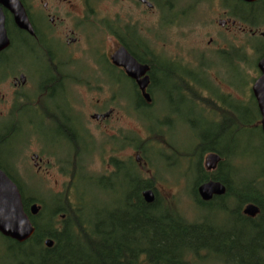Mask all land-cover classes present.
Listing matches in <instances>:
<instances>
[{
	"label": "flooded vegetation",
	"instance_id": "1",
	"mask_svg": "<svg viewBox=\"0 0 264 264\" xmlns=\"http://www.w3.org/2000/svg\"><path fill=\"white\" fill-rule=\"evenodd\" d=\"M18 1L31 33L20 29L11 12L0 7L9 40L8 47L0 51V152L12 157L9 168L2 163L7 161L0 159V169L6 175L7 169L18 180L15 168L22 162L24 152L34 162L37 173L45 175L49 174L52 164L55 167L63 165L61 154L65 146L75 158L82 155L91 158L96 130L110 131L118 111L108 101L119 103L122 115L127 116L130 108L138 114L156 108L158 95H185L194 105L212 108L216 116L212 119L209 118L211 114L206 113L207 126L227 123L238 127L236 108L240 106V98L235 95H254V84L262 76L259 63L264 59V0L253 3L242 0H144L145 3L143 0H117L157 15L158 28L166 11L171 16L168 22L178 19L184 26L191 22L188 37L198 32L202 34L200 41L184 38L189 45L176 42L169 55L160 45L151 48L137 29H112L111 21L120 13L102 15L96 11V5L103 0ZM92 19L105 20L102 40L115 41L114 46L110 45L103 53L98 50L101 34L89 24ZM84 27L87 35L82 31ZM162 27L165 28L164 24ZM241 36L246 37L248 44L241 45ZM83 45L87 52L90 51L89 55L93 52L98 55L89 66L75 57ZM242 47L257 56L251 67L242 58ZM122 48L138 65L148 68L139 78L148 80L144 91L124 67L112 61ZM250 74L252 81L256 79L253 87L249 85V91L242 92L241 85L246 82L244 76ZM124 85L127 86L124 88ZM81 94L108 95L109 98L102 103L98 100L95 105L89 104L94 111L85 114L80 104ZM123 95H133L132 103ZM144 95H150L149 102ZM253 104L260 115L254 100ZM226 115L232 119L225 120ZM159 124L162 125L161 120ZM117 139L123 145L128 142L127 137L116 135L105 144H117ZM114 160L110 164L113 171ZM61 170L64 169H58Z\"/></svg>",
	"mask_w": 264,
	"mask_h": 264
},
{
	"label": "trees",
	"instance_id": "2",
	"mask_svg": "<svg viewBox=\"0 0 264 264\" xmlns=\"http://www.w3.org/2000/svg\"><path fill=\"white\" fill-rule=\"evenodd\" d=\"M252 106L254 111L251 107L250 111L241 110L250 118L254 114L258 117L256 106ZM152 109H145L139 114L147 120L146 126L160 127L163 117L155 116L154 112H150ZM224 119L231 120L232 117L226 115ZM236 119L240 124L238 131L249 128L237 116ZM210 127L219 131L218 134L203 136L199 140L195 149L200 156L187 172L194 170L196 175L193 192L197 205L204 210L220 208L225 215L233 218L228 224L230 228L226 224L223 225H226L225 228H216L204 218L190 222L176 206H167L161 201L154 188V179L143 178L136 167L142 162L153 161L156 171L164 172L166 169L170 172L175 166H172L175 160L172 161L170 156L176 151L169 149L171 155L165 151L157 152L156 145H147L145 141L140 142L138 138L130 136L127 139L135 146L140 161H137L138 156L134 164L114 160V171L107 177H99V186L112 191L114 204L111 207L106 204L91 206L84 200L85 193L76 200V196L67 191L66 195L56 198L60 207L48 217L46 223L44 201L27 199L18 178L12 177L2 166L18 186L23 198L22 205L28 214L33 204L38 205L36 202L44 206L43 209L38 205L41 207L39 214L31 218L35 227L33 238L25 244L7 240L20 248L34 245L38 252L33 258L40 259V263L35 264H206L210 260L214 264H264V170L257 177L246 180L230 148H222L227 142L225 136L233 126ZM160 131V128L153 129L151 133ZM211 153L223 160L216 171L208 173L201 160L205 154ZM187 162L194 161L191 158ZM210 181L222 183L227 188V194L205 203L198 198L197 190L200 185ZM148 189L156 197L151 205L143 200V193ZM116 195L122 197L116 200ZM249 204L257 206L260 211L255 219L243 214L242 209ZM88 206H91L89 212L91 209L94 212L87 213ZM61 213L62 225L56 220ZM0 238L4 237L0 235ZM48 239L54 243L50 249L45 245Z\"/></svg>",
	"mask_w": 264,
	"mask_h": 264
},
{
	"label": "rangeland",
	"instance_id": "3",
	"mask_svg": "<svg viewBox=\"0 0 264 264\" xmlns=\"http://www.w3.org/2000/svg\"><path fill=\"white\" fill-rule=\"evenodd\" d=\"M164 2V0H160ZM96 11L102 13V15L108 13H120V16L116 17L111 21L112 29L134 28L137 29L138 34L141 38L147 41L151 48L155 49L156 46L160 45L168 55L169 52L174 51V44L176 42H182L189 45V41L184 38L198 39L201 40V33H194L196 36L188 37L187 32L190 30V23L183 25L184 23H179L177 20H170V15L166 11L163 14V19L159 27L160 20L157 15H153L148 12L147 9H137L130 2H117V0H103L100 4L96 5ZM143 12L144 14H142ZM110 22V21H109ZM165 23H167L165 25ZM89 24L93 27V30H97L101 34V41H98V50L103 53V50H108L110 45L114 46L115 41L110 39L102 40L104 35V29L106 28L105 20L92 19ZM164 24V27L163 26ZM83 33L87 35L84 31ZM199 30V29H198ZM185 34V35H184ZM98 36L95 37V40ZM104 39V38H103ZM248 44L245 36H241V45ZM254 46V45H253ZM101 48V49H100ZM81 50L80 54H75L78 61L87 63L98 57L97 53L93 52L91 55L90 51L87 52V47L85 45L79 47ZM242 58L251 67L257 60L256 54L251 51L246 50L244 47L241 49ZM69 54V51H68ZM93 57V58H92ZM100 59V58H99ZM82 65V64H81ZM246 82L241 85L242 92H248L249 88L253 87L255 80L252 81V75H245ZM252 81V82H251ZM248 83V85H247ZM127 85H124V88ZM170 87V86H169ZM249 87V88H248ZM248 88V90H247ZM125 98L129 99L132 103L133 95H123ZM159 103L156 108L150 110L151 113L154 112L160 117H163L162 125L160 127H149L146 126V119L142 118L140 114L136 113L135 110L129 109L127 116L122 115L120 109V104L116 101H108V103L116 108V116L113 119L112 127L110 131L100 129L96 130L94 134L95 147L94 152H92V157L82 155L75 158L72 152L65 146L62 149L63 162L56 167L52 164L49 170V174H39L31 161V158H27L28 153H23L22 162L16 165V171L19 176V181L25 190V196L27 199L37 198L44 201L46 207V219L58 208L60 204L56 198H60L66 195L69 191L71 195H75V199L81 194L85 193L84 200L91 206H102L106 204L111 207L114 204V196L112 191H106L102 189L100 185L99 177H107L112 172L111 161L115 159L116 161L123 162H133L138 156V152L135 146L128 141L122 144L121 140H118L117 144L105 142L112 137L116 136L122 137H132L138 138L139 141H145L148 144H153L157 146L155 151H165L167 154L171 155L168 151L174 148L176 154H172L170 157L175 160L174 166L170 172L164 169V172L156 171V163H144L136 167L139 174L146 179H154L155 187L160 196V200L165 202L167 206H176L178 211L190 222H194L199 219H206V222H210L216 228H228L233 220L230 215H225L220 208H214L211 210L201 209L197 205V200L194 195V186L196 175L194 170L192 172L188 171L189 167L192 166L198 160L200 156L199 151H197L196 145L203 136L217 135L219 131L212 129L207 126L208 123L207 114H211L212 118L216 116L212 112V108L208 105L200 106L192 104L191 100L185 95H158ZM240 98V106L236 108L237 118L240 122H244L249 125V128L244 130H239L238 127H232L233 129L227 136H225L226 143L223 144L222 148H230L231 154L237 160L240 165L241 172L244 174L246 180L253 179L257 177L262 170H264V134L261 129V117L260 115L254 114V117L244 115L243 110H253V100L256 103L253 95H235ZM109 98L108 95H83L81 94V108L83 113L88 114L93 112L89 104L95 105L98 100L102 103ZM252 103V104H251ZM242 105V106H241ZM255 105V104H254ZM257 105V103H256ZM131 107V106H130ZM149 112V110H147ZM204 112V113H203ZM207 113V114H206ZM142 115V114H141ZM231 117V116H228ZM235 118V113H234ZM213 119V118H212ZM236 120V119H235ZM227 122V121H226ZM215 124V121L213 122ZM251 124V125H250ZM224 125H228L224 123ZM160 132L151 133L153 129H159ZM235 129V130H234ZM257 129V130H256ZM261 132H260V131ZM112 135V136H109ZM263 136V137H262ZM42 137V136H41ZM59 139V138H57ZM1 143V142H0ZM123 147H122V145ZM20 147L16 148L19 149ZM153 151V150H152ZM154 151V152H155ZM17 152V151H15ZM215 154V153H211ZM211 154H205L202 157V164L205 167L206 158ZM22 156V155H21ZM10 155H5L3 151L0 152V159L7 161V163L1 162L6 167H10ZM194 162L189 163L190 159ZM187 159V160H186ZM223 159L221 158V161ZM153 165V166H152ZM164 165V164H163ZM63 168L64 170L58 171V169ZM89 177L84 174L85 172ZM74 173L71 174V172ZM163 171V169H162ZM206 171L209 173L206 169ZM122 195H116V200L121 198ZM115 200V201H116ZM102 202V203H100ZM38 203L44 209V206ZM88 206L86 211L89 212ZM243 210V209H242ZM94 212V210L89 213ZM61 214L57 215V222L62 225V220L60 218ZM226 224L225 226H223ZM222 226V227H221ZM38 252L34 245H27L25 247H18L11 241L7 239L0 238V264H35L40 263V259H34V254ZM206 264H214L213 261H208ZM220 264V263H218Z\"/></svg>",
	"mask_w": 264,
	"mask_h": 264
},
{
	"label": "water",
	"instance_id": "4",
	"mask_svg": "<svg viewBox=\"0 0 264 264\" xmlns=\"http://www.w3.org/2000/svg\"><path fill=\"white\" fill-rule=\"evenodd\" d=\"M247 3H253L258 0H242ZM145 3L146 1L143 0ZM0 7L9 10L14 16L17 26L20 29L30 31V26L26 20L23 8L18 0H0ZM5 17L0 9V51L6 49L9 45L7 32L5 29ZM116 66L124 67L130 78L137 80L142 91L147 87L148 80L141 81L140 76L144 75L147 67H142L128 54L125 49H120L112 58ZM259 69L262 73L261 78L254 84L253 97L258 105L261 116V129L264 134V59L259 63ZM147 102L150 101V95H144ZM140 161V157H137ZM205 161V167L208 171H216L221 163V157L217 154L209 155ZM198 198L202 202L210 203L214 198H221L227 194V188L220 182L210 181L198 187ZM145 202L149 205L155 202V194L152 190H146L143 193ZM23 204V198L18 186L0 169V235L6 239L12 240L18 244H25L34 237L35 230L31 218L37 216L41 207L33 204L28 214ZM259 209L253 204H249L243 208V214L247 217L254 218L259 214ZM47 248H52L54 243L46 240Z\"/></svg>",
	"mask_w": 264,
	"mask_h": 264
},
{
	"label": "bare ground",
	"instance_id": "5",
	"mask_svg": "<svg viewBox=\"0 0 264 264\" xmlns=\"http://www.w3.org/2000/svg\"><path fill=\"white\" fill-rule=\"evenodd\" d=\"M149 190V189H148Z\"/></svg>",
	"mask_w": 264,
	"mask_h": 264
}]
</instances>
